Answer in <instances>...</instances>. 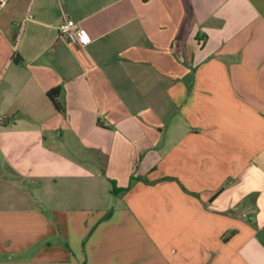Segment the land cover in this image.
<instances>
[{
  "label": "crops",
  "instance_id": "1",
  "mask_svg": "<svg viewBox=\"0 0 264 264\" xmlns=\"http://www.w3.org/2000/svg\"><path fill=\"white\" fill-rule=\"evenodd\" d=\"M0 264H264V0H0Z\"/></svg>",
  "mask_w": 264,
  "mask_h": 264
},
{
  "label": "built area",
  "instance_id": "2",
  "mask_svg": "<svg viewBox=\"0 0 264 264\" xmlns=\"http://www.w3.org/2000/svg\"><path fill=\"white\" fill-rule=\"evenodd\" d=\"M58 33L67 42L76 47H85L90 42L86 32L71 20H64L58 26Z\"/></svg>",
  "mask_w": 264,
  "mask_h": 264
},
{
  "label": "trees",
  "instance_id": "3",
  "mask_svg": "<svg viewBox=\"0 0 264 264\" xmlns=\"http://www.w3.org/2000/svg\"><path fill=\"white\" fill-rule=\"evenodd\" d=\"M58 91H53L48 93V98L50 99V102L52 103V106L54 109L58 112L62 111V108L60 107L56 97H57Z\"/></svg>",
  "mask_w": 264,
  "mask_h": 264
}]
</instances>
